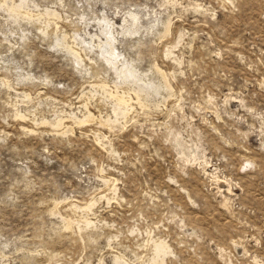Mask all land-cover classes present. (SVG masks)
<instances>
[{
    "label": "rangeland",
    "instance_id": "obj_1",
    "mask_svg": "<svg viewBox=\"0 0 264 264\" xmlns=\"http://www.w3.org/2000/svg\"><path fill=\"white\" fill-rule=\"evenodd\" d=\"M0 264H264V0H0Z\"/></svg>",
    "mask_w": 264,
    "mask_h": 264
}]
</instances>
